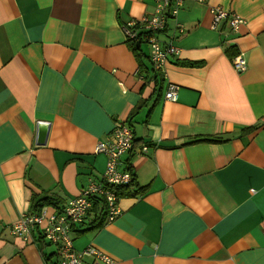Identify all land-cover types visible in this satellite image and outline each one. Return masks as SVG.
Instances as JSON below:
<instances>
[{"label":"crops","instance_id":"0c3cea01","mask_svg":"<svg viewBox=\"0 0 264 264\" xmlns=\"http://www.w3.org/2000/svg\"><path fill=\"white\" fill-rule=\"evenodd\" d=\"M212 6L238 12L240 33L213 28ZM154 10L155 0H0V264L58 261L40 232L10 228L101 179L96 144L117 118L148 144L122 155L139 191L110 224L76 223V249L97 245L113 264H264V0H186L159 35L180 48L165 74L122 27ZM170 83L176 101L164 98ZM35 194L56 206L35 208Z\"/></svg>","mask_w":264,"mask_h":264},{"label":"built area","instance_id":"2783aa9c","mask_svg":"<svg viewBox=\"0 0 264 264\" xmlns=\"http://www.w3.org/2000/svg\"><path fill=\"white\" fill-rule=\"evenodd\" d=\"M204 1V0H198ZM184 0H155V12L149 17H144L139 25L145 30H155L162 28L165 19L168 14H176L181 7ZM223 9L221 7H212L211 12L213 14L212 26L216 28L220 23L219 14ZM244 23V19L241 17V25ZM137 22L128 23L126 26V32L131 37H137L140 28H134ZM148 42L152 48L151 61L156 70H164V65L167 58L170 55L178 53L177 46L173 41H169L163 44L155 35L148 36ZM232 65L235 68L243 71L247 67V61L244 55L238 54L232 60ZM170 97V94H167ZM130 125L127 121L120 123L117 121L114 128ZM113 134V131H112ZM111 134L110 141L106 142L104 147H98L103 151H112L119 155L125 152L121 147L113 144V136ZM147 149V148H146ZM146 151V150H145ZM130 174V173H129ZM107 181V180H106ZM109 184L112 182L107 181ZM106 190L107 188H103ZM92 209L86 203L85 196L81 193L76 199L70 200L65 203L63 212L50 213L47 210H43L39 214L30 212L21 213L18 220H16L10 230L13 234L23 235L25 238L31 236V232L36 229H42L45 238L52 244L56 240L61 243L55 245L58 253L57 264H102V261L97 258L95 247L87 245L81 250L74 247L71 230L76 223H83L87 220L88 215ZM48 264V263H47ZM50 264V263H49Z\"/></svg>","mask_w":264,"mask_h":264},{"label":"bare ground","instance_id":"6f19581e","mask_svg":"<svg viewBox=\"0 0 264 264\" xmlns=\"http://www.w3.org/2000/svg\"><path fill=\"white\" fill-rule=\"evenodd\" d=\"M185 1L186 0H184V2ZM196 1H198V0H196ZM204 1H206V0H204ZM184 2L182 3L181 7L184 5ZM200 2H203V1H200ZM212 7H216V6H212ZM218 7H221V6H218ZM180 8L178 9L176 14H174V15L168 14L166 19H165L163 27L159 28V29L145 30L142 27H140V25H139V22L144 17H149V16L153 15L155 10L153 13H149V14H146V15L140 17V18H134V19H131L130 21H128L126 23H123L122 27H123V30H124V33H125L127 39L128 40H130V38L137 39V45L138 46L142 42H145L150 46V44L148 42V36H150V35H155V37H157L163 44H165L169 41H173V39H169L167 41H164L163 39L160 38L159 35L167 27L168 20L170 18H175L177 16ZM221 8L223 10L219 14L220 23L218 24V26L215 29H221L220 28L221 24L222 25L224 24L228 27V33H227L228 35L240 33L241 15L238 12H236L235 10H231V9H227V8H223V7H221ZM210 11H211V9H210ZM133 22H137V24L133 26L134 28H138V27L140 28V31H139L137 37H131L126 32V26L125 25H127L128 23H133ZM212 22H213V14H212ZM244 22H245V20H244ZM177 29L180 32L184 31L183 26H181V25H179V27H177ZM177 48H178V53H179V50H180L179 46H177ZM150 49H151V52L149 55L150 56V58H149L150 63H151L152 69L156 70L153 67L152 61H151V54H152L151 46H150ZM178 53H176V54H178ZM176 54H173V55H176ZM238 54H241V52ZM173 55H170L167 58V61ZM237 55H235V56H237ZM233 58L231 59V61L233 60ZM163 65L166 67V63ZM232 66H233L235 71L241 72V70L235 68L234 65H232ZM165 67H164L163 71L162 70H156V71H162L163 74H165ZM168 93L170 94V97L167 96ZM178 93H179L178 86L176 84L170 83V84H168V86L166 88V91L164 93V98L166 100L176 101L178 99ZM117 121H119L120 123H122V121H127L130 125L125 124L124 126L114 128L115 123ZM112 131H113V134H112ZM111 134L113 136V144L115 146L121 147L125 151L121 155H119L115 152H112V151H103L101 149H99L97 151V146L98 147H104L107 145L106 142L110 141L109 139L111 137ZM147 151H148V144L145 142H142V141L139 142V140L136 138V135L134 133L132 122L128 118H126V119L117 118L114 122L113 128L107 134V137L105 139L99 140V142L96 144L95 152L97 154H104L106 156L105 170L102 173L100 180H94V179L90 180L88 185L84 188V190H82L81 193L85 196L86 203L88 204V206L98 216H102V217L106 218V224H110L111 222H113L115 219H117L122 214V208L120 206V200L125 196V194H128V192H130L132 194L135 193V192L129 190V185H132L131 189H134L133 184H135V181L133 178L135 177V175L129 169V166L128 167L126 166L125 168L121 167L122 155L126 152L131 153V154H135V155H143ZM106 180L109 182H112V184H109ZM103 188H107V189L104 190ZM77 197L69 198L66 201V203H68L70 200L76 199ZM97 201H100L101 203H103L101 210L96 207ZM92 210L90 211V214L88 215L87 220L83 223H86L89 221V219L91 218L92 213H93ZM102 210H105V213ZM42 211H43V209L40 211L31 210L29 212L34 213V214H39ZM62 212H63V209H60L59 211H57L58 214H61ZM88 227L98 228L101 226L92 224V225H88ZM34 232H40V234H42V236L45 238L42 229H36L35 231L31 232V236L29 237L30 239H31L32 234ZM15 235H18V234H15ZM18 236H22L24 239H29V238H25L23 235H18ZM60 243H61L60 241L56 240L54 242V245H58ZM73 244H74V241H73ZM88 245H92L95 247L96 256L98 259H100L102 261V264H113L114 263V258L110 254L105 252L103 249L99 248L97 245H93L92 243H90Z\"/></svg>","mask_w":264,"mask_h":264},{"label":"trees","instance_id":"16d2710c","mask_svg":"<svg viewBox=\"0 0 264 264\" xmlns=\"http://www.w3.org/2000/svg\"><path fill=\"white\" fill-rule=\"evenodd\" d=\"M128 42H130V45L134 48L135 51L138 50V48H137V46H138L137 45V39L130 38V40H128ZM211 140H213V139H211ZM133 179L135 181V177ZM135 185L136 184H133V186H134V190H132L133 192L136 191V190L139 191V188L136 189ZM131 186L132 185H129V189H131ZM54 199L55 198L53 196H49L47 194H45V195L35 194L34 199H33V203H34L35 208L43 207L44 205H54V206H56V204L53 201ZM96 205H97V203H96ZM92 214L94 215V217L96 216V213L94 211H93ZM93 215H92V217H93ZM94 217H93L94 220H93L92 223H95V225L102 226V225L105 224L106 220L104 218H102V219H100L98 221ZM55 264H57V262Z\"/></svg>","mask_w":264,"mask_h":264},{"label":"water","instance_id":"95a60500","mask_svg":"<svg viewBox=\"0 0 264 264\" xmlns=\"http://www.w3.org/2000/svg\"><path fill=\"white\" fill-rule=\"evenodd\" d=\"M48 130H49V123L40 121L38 124V131H37V136H38V143L39 144H44L48 135Z\"/></svg>","mask_w":264,"mask_h":264},{"label":"rangeland","instance_id":"374dc122","mask_svg":"<svg viewBox=\"0 0 264 264\" xmlns=\"http://www.w3.org/2000/svg\"><path fill=\"white\" fill-rule=\"evenodd\" d=\"M50 247V246H49Z\"/></svg>","mask_w":264,"mask_h":264}]
</instances>
